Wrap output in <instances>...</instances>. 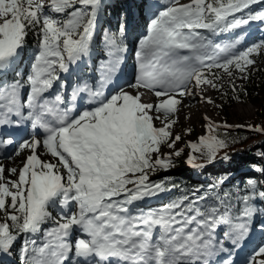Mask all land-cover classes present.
<instances>
[{
  "label": "snow or ice",
  "instance_id": "1",
  "mask_svg": "<svg viewBox=\"0 0 264 264\" xmlns=\"http://www.w3.org/2000/svg\"><path fill=\"white\" fill-rule=\"evenodd\" d=\"M157 3L136 41L133 79L110 91L129 51L123 21L104 30L96 79H69L89 66L104 0H0V149L28 153L19 168L0 163V256L21 241V264H234L253 230L264 233L258 163L251 170L259 175L240 184L221 177L156 208L141 206L178 187L151 175L169 171L184 152L173 132L183 98L203 99L205 87H223L224 75L236 91L235 73L246 79L253 57L264 55V39L242 50V37L215 40L264 22V0ZM29 33L38 42L23 74ZM146 92L157 101L145 102ZM222 126L230 127L210 122L188 142V165L216 162L228 146ZM246 264H264V244Z\"/></svg>",
  "mask_w": 264,
  "mask_h": 264
},
{
  "label": "rangeland",
  "instance_id": "2",
  "mask_svg": "<svg viewBox=\"0 0 264 264\" xmlns=\"http://www.w3.org/2000/svg\"><path fill=\"white\" fill-rule=\"evenodd\" d=\"M138 1H141V3L145 6L155 3V0H104L105 7H103L100 12L101 18L100 24L98 22V25L103 26L105 20L110 19L111 24H113L111 26L118 27V25L122 21L121 17L123 18V16L125 18L124 20L126 21V24H128L129 20H132V22L135 23L137 19H139L137 20L139 21V24L142 23V19L144 18L142 12H139V10L135 6L137 4L136 2ZM181 2H187V0H181ZM116 7H119L122 10L128 7V12L132 9L133 10L130 14L127 13L126 16L122 15V12L121 14L120 12H118V15L116 16V14L112 11ZM153 7H150L149 10ZM121 9L120 11H122ZM263 26L264 22H252L250 23V25L244 26L241 29H236L231 33L220 34L215 37V40L216 42L223 44L234 40L236 37H242L241 42L237 47L242 48L246 46V44L249 46L250 44H252V42L255 43L261 40H257L256 38L258 35H260V32H264ZM97 39L98 38L95 37V41H97ZM262 39H264V37ZM102 52L99 53L101 54ZM253 58L256 60L255 65H264V55L254 56ZM30 60L31 55L26 56L23 53V58L19 68L20 72H25V74L27 73ZM255 65H252L249 68H252ZM8 78L9 80H11L14 77L12 74H9ZM228 78L229 77L227 75H224V78L220 83L223 85L224 81ZM233 80L237 83L244 81V78H240V73L236 72ZM262 80L263 85L255 95V102L249 101L247 99L243 100V98H241V100H237L235 103L230 104L228 103V101L223 100L221 97V89H223V87L219 90L212 89L211 87H205L206 94H203V99L201 98V95L197 99H191L190 101V97H184L182 105L180 106L179 111L176 114L177 123L173 126L174 134H180L182 136V140L177 145L178 148L184 149L183 154L179 157L180 162L175 163V166L167 172L158 171V174L156 176L151 175V179L153 181H156V179L161 176L160 174L162 173H185L188 175H195L193 172L199 169L200 172L202 171L204 175L207 176L205 179H203V181L209 180L211 184L216 183L217 180L221 177L231 178V180L233 181L243 179L245 177L258 176V173L251 170V166L257 163L264 165V153L256 151V149L264 147V130L253 131L252 128L259 127L261 129H264V118L260 114L261 109L264 108V73L262 75ZM147 97V102L155 103L157 101V98L153 94L147 95ZM207 98H211V100L213 101L212 103H209L211 106L208 108V110L204 107L205 102L208 103ZM193 109H195V114L193 117L189 116L188 114L180 116L183 111L190 112ZM210 122L214 124L230 126H222L220 128L226 129L218 132L220 138L225 139L228 146L224 149L223 152L217 154V160L215 163L210 164L205 168H193L186 163V158L190 152L187 144L189 141L197 142L198 137L205 135L207 133V125ZM157 125L159 126L158 121ZM188 129H191V131L188 132ZM27 154V151L19 156L11 154L10 159L8 158V156L7 158L1 159L0 163L4 164L7 168H19L20 166H22V161L25 159V156ZM193 154L199 157V159H197L195 163H206V160L203 157H200L199 153ZM225 154L228 155L229 159H220V157H223ZM44 159H48L47 154H45ZM194 177L195 178L192 179H201L197 175H195ZM12 178L14 179L15 177ZM172 199V196L167 194L166 192L158 197L147 199L141 202V206L144 208H156L168 203ZM261 243L264 244V236L261 240ZM17 248L18 246L13 249L11 254L0 256V258L7 259L13 262L11 264H20L19 262H17L16 257H14V254L17 253ZM253 249L255 248L253 247ZM251 253L252 251L248 253L245 259L241 260V264H246V259ZM10 255H12V258ZM7 262L8 261H4V263L2 264H8Z\"/></svg>",
  "mask_w": 264,
  "mask_h": 264
},
{
  "label": "trees",
  "instance_id": "3",
  "mask_svg": "<svg viewBox=\"0 0 264 264\" xmlns=\"http://www.w3.org/2000/svg\"><path fill=\"white\" fill-rule=\"evenodd\" d=\"M119 7H116L115 9H113L112 11L115 14H118V12H120ZM126 11V8L123 9V12ZM110 21V20H109ZM110 31H115L117 28L115 26H110L108 28ZM102 35H104L103 31H100L98 33V35L96 36L97 39V43H96V51L93 52L92 58L89 60V64L91 65L90 68H96V57L97 54H100L99 52L103 51V44L100 41V38L102 37ZM38 42V37L35 36L32 33H29V35L26 38V45H25V50H24V54L26 56H28L30 53H33L35 51V46ZM241 50V48L239 49ZM86 72L88 73V69L86 70ZM86 72L81 71L79 73L81 78H86ZM83 73V74H82ZM264 73V65H259L256 64L255 66H253L252 68L248 69V73H247V78H244V81L242 82H235L234 83L237 85V90L233 91L232 88L230 87V80L229 78L227 80L224 81L223 84V89H221L222 91V99L228 101V103L233 104L235 103L237 100H241V98H243V100L247 99L249 101L255 102V95L258 93V91L261 89L262 85H263V80H262V75ZM78 75V76H79ZM89 75H87L88 77ZM95 75H90L89 80H92L94 78ZM260 114L262 115V117L264 118V108L261 109ZM226 129V128H223ZM222 128L218 129V132H221L223 130ZM225 148L221 149L218 154H220L221 152L224 151ZM257 152L260 153H264V147L263 148H258L256 149ZM180 162V158H175L174 160V165L175 163H179ZM200 170V169H199ZM195 171L193 172L195 175H197L199 179H192L195 178V175H188V174H180V173H174V174H160L161 176H159L156 181L160 180L161 178L167 177L172 183H175L178 187L173 189L170 192H167V194L171 195L172 198H176L179 197L181 195L184 194H189L194 188L200 186V185H204L207 186L210 183L209 180H205L203 181V179H205L207 176L204 175V173L201 171ZM165 172V171H164ZM158 174V172H156L155 174H153L154 176H156ZM246 178V177H245ZM243 178V179H245ZM243 179H239V180H231V178H228L229 180V185H231L232 183L234 184H240V182ZM152 180V179H151ZM232 181V182H230ZM229 185H226V187H228ZM153 208V207H152ZM55 215V211H53V216ZM51 223L44 225V227H48ZM20 244L21 241H17L16 246H18L17 248V253L14 254V257H16L17 261L21 263L20 261V252H19V248H20ZM12 258V255H10ZM4 261H8V264H11V261L7 260V259H1L0 258V264L4 263Z\"/></svg>",
  "mask_w": 264,
  "mask_h": 264
},
{
  "label": "bare ground",
  "instance_id": "4",
  "mask_svg": "<svg viewBox=\"0 0 264 264\" xmlns=\"http://www.w3.org/2000/svg\"><path fill=\"white\" fill-rule=\"evenodd\" d=\"M144 6V5H143ZM138 10H139V7H136ZM156 9H157V6L156 7H153L152 8V11H156ZM129 14H130V12H129ZM101 18V17H100ZM100 18H99V24H100ZM143 19H146V18H143ZM147 21L148 20H143L142 22L143 23H146L147 24ZM99 26V25H98ZM94 44H96V41H95V38H94ZM93 55V54H92ZM98 76V74L96 75V76H94V79L96 78ZM89 81H91V80H88V82ZM123 85H124V83H123ZM203 94L205 95L206 94V88H204V90H203ZM152 95V94H151ZM200 95L198 94V95H196V96H191L190 97V99H189V101L191 100V99H197L198 97H199ZM215 97V96H214ZM143 100L145 101V102H147V100H148V97H147V95H144V97H143ZM150 101V100H149ZM211 105L209 104V103H206L205 102V104H204V107H205V109H207L208 110V108L210 107ZM203 107V108H204ZM186 114H188L189 116H191V117H193L194 116V114H195V109H193L192 111H190V112H186V111H183L182 113H181V115L180 116H183V115H186ZM227 116V115H226ZM263 236H264V233H262V232H259V231H255V232H253V241H256V240H258V243L260 244L261 243V240H262V238H263ZM253 247L254 248H256V246L253 244L250 248H252L253 249ZM251 249V250H252ZM251 251L249 250V253H250Z\"/></svg>",
  "mask_w": 264,
  "mask_h": 264
}]
</instances>
